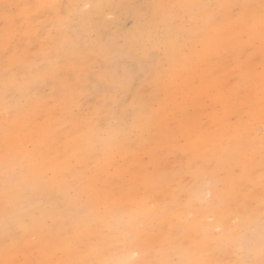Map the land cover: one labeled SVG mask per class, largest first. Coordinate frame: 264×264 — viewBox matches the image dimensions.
I'll return each mask as SVG.
<instances>
[{"label":"bare ground","instance_id":"bare-ground-1","mask_svg":"<svg viewBox=\"0 0 264 264\" xmlns=\"http://www.w3.org/2000/svg\"><path fill=\"white\" fill-rule=\"evenodd\" d=\"M128 1L144 3L145 13L135 5L132 28L115 29L107 42L119 40L117 54L121 48L134 53L143 72L122 79L98 71L96 52L109 60L113 48L92 39L93 18L107 17V10L117 18L120 2L86 1L89 9L79 19L89 24L88 41L80 48L68 30L83 0H0V128L22 129L23 137H14L21 168L33 162L52 181L40 189V177L22 169L9 192L0 186L2 195L13 191L21 199L0 228L23 237L29 229L18 219L21 206L31 211L37 192L55 185L61 190L52 191V204L64 224L62 243L45 235L17 247L21 261L165 264L163 256H147L142 229L162 219L157 203L171 176L192 202L210 195L212 216L218 204L243 205L234 195L242 175L256 171L264 180V0ZM6 4L34 7L5 17ZM90 75L108 83L94 100L84 87ZM168 158L173 165L182 160L187 175H168ZM86 184L95 196L87 216L68 201L84 194ZM54 211L48 205L44 216ZM177 262L184 264L185 255Z\"/></svg>","mask_w":264,"mask_h":264},{"label":"rangeland","instance_id":"rangeland-1","mask_svg":"<svg viewBox=\"0 0 264 264\" xmlns=\"http://www.w3.org/2000/svg\"><path fill=\"white\" fill-rule=\"evenodd\" d=\"M86 1L88 0H83L78 6L77 16H69L71 27L68 31L70 32V37L73 39L74 44L80 48L84 47L88 41V36H85V33L89 24L85 20L79 19V17L84 15L89 9V6L86 5ZM113 1L116 5L120 2L121 6L119 5V7L121 8V14L118 15L117 18H114L113 14H110L112 11L107 10L108 14H105L107 17H94L93 24L97 27V30L93 32L92 39L97 42L106 43L105 48L107 49L113 48L109 60L102 59L100 54L96 52L95 56H97L98 71L105 72V74L108 75L117 73L119 77L123 79L124 77L122 75L124 74H132L134 76L142 73V64H139L137 61L138 57L135 56L134 53L130 54V52L126 51L124 48H121L120 53L117 54L116 45L118 46L120 44L119 40L115 41L114 46L107 41L113 35L115 29L120 33L132 28L135 22L133 16L135 5L138 4H132V2L128 0ZM141 5H138L140 6L138 10L143 14L145 13V10H142L144 3H141ZM106 18L110 19L108 25H106ZM107 85L108 83L97 82L96 76L90 75L84 87L86 88L89 98L94 100L98 96V90L101 92V89L106 88ZM42 91L46 93L47 87H44ZM118 99L125 100V95H119ZM9 130H6V128L2 130V128H0V186L7 185L5 188L7 187L9 192V184L13 185V183L20 178L22 169H27L28 171L26 170L25 174H29V176H31V174L34 176L35 174L40 177L38 184L40 189L45 188V180L46 183H50L49 185L47 184V187L52 185V181L49 180L50 178L47 175L46 179L42 178L43 174L41 170L33 162L28 161L24 167L22 166L21 168L23 159L21 156L16 155L14 137L18 135L19 138H21L24 133L22 134L21 128L17 129L16 127H12ZM168 160L171 161L172 159L168 158ZM171 173H173V175L175 173H180L181 176L182 173L184 176L187 175L182 160L178 163H174V165L173 161H171L168 175L171 176ZM171 177L172 180L168 182L165 194L160 197L157 203L161 207L160 214L162 219L159 221L158 219L153 221L148 220L145 222V226L142 229L143 236L145 234L144 237L147 238H142L147 242V256H163L165 264H169L170 261L177 264L179 255H185L184 264H187V262L191 260H199L202 264H264V195L258 194V187H260V185L264 186V180L258 181L256 171L242 175V181H238L235 184L236 190L234 195L242 196L243 205L228 207L226 204H218L215 206L214 216H212V211L206 201L210 199V195H208L206 199L200 198L198 200L197 198L192 202V198H189L187 194L182 195V192H179L180 182L178 178L174 176ZM87 185L88 184L85 185L84 194L78 195L75 199H72V196L68 199L75 207H80V213L86 216L90 214V198L95 197L91 194L93 190L89 191ZM46 189V195L43 192H37L38 201L35 202V205L34 202L32 203L33 208L31 211L26 208V205H23L21 206L22 209H20V213L17 215L19 217L17 218L23 224L22 226L24 228L28 227L27 229H29L26 234L24 233L25 237H22V234L20 232L17 233L16 230L9 229L6 233L4 229L0 228V255L2 254L0 256V264H30L24 260L21 261L23 255L18 252L17 248H23L27 240L39 239L46 235L52 240L56 239L58 240L56 242L62 243V228L64 224H62L61 221L62 217L59 216L61 213L56 217L57 209L55 205L57 204H52L54 202H52L53 195L51 194L54 190H61V187L55 185ZM11 193L12 196H9L10 198L0 193V216L2 217H0V225L9 222L6 217L10 214L12 215V205L21 203V199L14 195L13 191ZM176 198L180 199L177 204L174 202ZM182 199L185 200V204H182ZM197 200L198 202L196 204ZM48 205H50L51 211L52 207L55 211L52 212L53 215L50 212V216H48V214L44 216V209L48 207ZM69 214L73 215L72 212ZM80 243L86 244V240L81 238ZM140 246H142V244H140ZM43 254L44 252H42V255ZM141 254L140 251V253L136 255L141 256ZM37 256L40 258V255ZM53 259L54 257L52 258V263ZM135 259L136 256L127 259V261ZM145 262V264H151L150 261L145 260ZM57 264H61V261Z\"/></svg>","mask_w":264,"mask_h":264},{"label":"snow or ice","instance_id":"snow-or-ice-1","mask_svg":"<svg viewBox=\"0 0 264 264\" xmlns=\"http://www.w3.org/2000/svg\"><path fill=\"white\" fill-rule=\"evenodd\" d=\"M21 7H25V8H31V7H34V6H30V5H26V6H21V5H4L3 6V14L5 15V17H9V16H12L15 14V10L16 9H19ZM147 9H151V7H153L152 5H146L145 6ZM234 7H237V8H240V7H243V6H234ZM260 31H261V35H262V38H264V12L261 13V16H260ZM83 106V105H81ZM105 107H108V105H105ZM96 125L99 127V126H102V121H95ZM196 193L194 192V195ZM114 264H124V262L122 261H117V262H114ZM169 264H174V262H169ZM187 264H202L201 261L199 260H191V261H188Z\"/></svg>","mask_w":264,"mask_h":264}]
</instances>
